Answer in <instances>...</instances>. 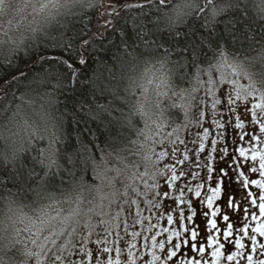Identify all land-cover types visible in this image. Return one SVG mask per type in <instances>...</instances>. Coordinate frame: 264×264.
<instances>
[{
  "label": "rangeland",
  "instance_id": "1",
  "mask_svg": "<svg viewBox=\"0 0 264 264\" xmlns=\"http://www.w3.org/2000/svg\"><path fill=\"white\" fill-rule=\"evenodd\" d=\"M71 1L0 0V49L48 35ZM222 52L181 88L149 68L135 155L43 206L10 200L0 226L23 260L9 264H264V55Z\"/></svg>",
  "mask_w": 264,
  "mask_h": 264
},
{
  "label": "trees",
  "instance_id": "2",
  "mask_svg": "<svg viewBox=\"0 0 264 264\" xmlns=\"http://www.w3.org/2000/svg\"><path fill=\"white\" fill-rule=\"evenodd\" d=\"M222 51L256 65L264 0H78L48 35L0 49V215L10 200L30 210L73 195L104 157L135 155L149 68L181 88ZM21 246L1 228L0 264L22 261Z\"/></svg>",
  "mask_w": 264,
  "mask_h": 264
},
{
  "label": "water",
  "instance_id": "3",
  "mask_svg": "<svg viewBox=\"0 0 264 264\" xmlns=\"http://www.w3.org/2000/svg\"><path fill=\"white\" fill-rule=\"evenodd\" d=\"M113 8H114V6H113ZM113 8H112V9H113Z\"/></svg>",
  "mask_w": 264,
  "mask_h": 264
}]
</instances>
